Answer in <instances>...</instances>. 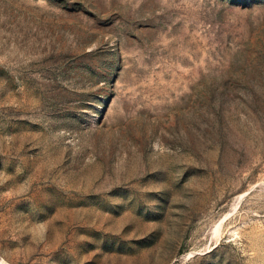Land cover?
I'll use <instances>...</instances> for the list:
<instances>
[{
    "label": "rangeland",
    "instance_id": "374dc122",
    "mask_svg": "<svg viewBox=\"0 0 264 264\" xmlns=\"http://www.w3.org/2000/svg\"><path fill=\"white\" fill-rule=\"evenodd\" d=\"M0 264H264V0H0Z\"/></svg>",
    "mask_w": 264,
    "mask_h": 264
}]
</instances>
